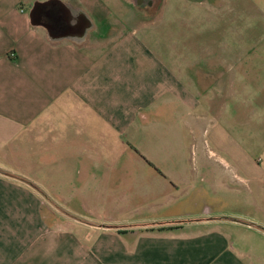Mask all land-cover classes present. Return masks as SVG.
Segmentation results:
<instances>
[{"label":"crops","instance_id":"obj_1","mask_svg":"<svg viewBox=\"0 0 264 264\" xmlns=\"http://www.w3.org/2000/svg\"><path fill=\"white\" fill-rule=\"evenodd\" d=\"M34 1L0 0V170L21 177L0 172V264H244L235 239L252 228L213 206L212 168L234 177L227 160L209 159L205 136L230 134L222 110L244 82L227 72L256 67L228 64L218 48H189L201 58L187 66L155 61L124 31L144 24L129 17L92 39L54 41L32 24ZM236 137L234 153L249 157L239 163L256 176ZM44 192L53 200L42 204ZM64 219L93 234L65 242L63 256L34 255L36 226Z\"/></svg>","mask_w":264,"mask_h":264},{"label":"rangeland","instance_id":"obj_2","mask_svg":"<svg viewBox=\"0 0 264 264\" xmlns=\"http://www.w3.org/2000/svg\"><path fill=\"white\" fill-rule=\"evenodd\" d=\"M76 1L80 7L75 2H64L74 11L77 9L88 13L92 22L96 23L97 28L89 33L91 39L104 27L107 29L113 19L119 16L128 18L131 11L128 0ZM32 4L26 2L28 13ZM21 11H24L22 7ZM123 26L124 31L136 37L132 39L134 44L141 43L153 50V59L166 65L174 62L187 66L201 58L200 55L187 54L189 48H218L223 52L228 51V64L243 67L245 62L246 66L256 67L227 72L229 77L238 76V81L244 82L243 85L228 88L226 106L222 110L225 116L220 122L230 134L214 129L205 136L209 159L217 165L227 160L230 165L225 166L227 169L231 167L230 174L234 177L231 179L221 174L217 167L212 168L211 174L207 175V189L217 195L219 205L215 200L212 204L223 208L225 214L221 216L225 220H235L245 227L251 226L252 230L243 229V233L236 237L235 240L242 243L236 251L243 253L244 264H256V251L263 249L264 241V234L255 231L256 228L264 231V0H205V3L163 0L159 10L154 11L143 25L134 27L132 23H123ZM253 48L256 51L249 55L248 50ZM225 95L213 96V104L224 103ZM219 111L220 107L213 105L212 114H218ZM235 134L240 143L250 149L252 159H256V176L252 164L249 167L239 163L249 157L239 152V149L238 154L234 153L231 138ZM46 192L37 201L42 204L49 202L52 196ZM67 222L64 219L59 223L51 221L37 225L31 235L37 243L34 255L63 256L67 249L63 245L65 242L68 245L76 244L93 234L90 230L79 229L72 222ZM54 241L58 244L51 251L50 243Z\"/></svg>","mask_w":264,"mask_h":264},{"label":"flooded vegetation","instance_id":"obj_3","mask_svg":"<svg viewBox=\"0 0 264 264\" xmlns=\"http://www.w3.org/2000/svg\"><path fill=\"white\" fill-rule=\"evenodd\" d=\"M128 2L127 4L131 8L128 17L145 22L154 11L159 10L163 0H128ZM33 7L35 8L33 12L35 21L40 24L39 26L46 29L49 37L67 39L65 37L72 33L79 34L83 28L82 17L77 14L79 10H73L74 16H72L70 6L61 0L34 1L31 11ZM211 79L213 83H217V74H212ZM230 98L234 99L231 96ZM254 101L256 102V100Z\"/></svg>","mask_w":264,"mask_h":264},{"label":"water","instance_id":"obj_4","mask_svg":"<svg viewBox=\"0 0 264 264\" xmlns=\"http://www.w3.org/2000/svg\"><path fill=\"white\" fill-rule=\"evenodd\" d=\"M35 6V5H34ZM34 7L30 13V18H31V22L34 26H39L40 24L38 22L35 21L34 19V16H33V12H34ZM70 12L72 13V16H74V11L70 8ZM77 14H80V16L82 17V24H83V28L82 30L79 32V34L77 33H72L71 35H68L67 39H77V40H80V41H84L88 34L90 33V31L93 29L94 27V23L92 22V20L89 18V16L84 13L83 11L79 10L77 12ZM74 18V17H73ZM73 22H74V19H73ZM50 38L54 41H58V40H63V38H56V37H52L50 36Z\"/></svg>","mask_w":264,"mask_h":264},{"label":"trees","instance_id":"obj_5","mask_svg":"<svg viewBox=\"0 0 264 264\" xmlns=\"http://www.w3.org/2000/svg\"><path fill=\"white\" fill-rule=\"evenodd\" d=\"M0 172H2V174L4 173V175H6V176H8V177H15V178H21L20 176H18V175H14V174H12V173H10V172H7V171H1L0 170ZM29 185H32V184H30L29 182H27ZM34 185V184H33ZM32 185V186H33ZM36 186V185H35Z\"/></svg>","mask_w":264,"mask_h":264}]
</instances>
